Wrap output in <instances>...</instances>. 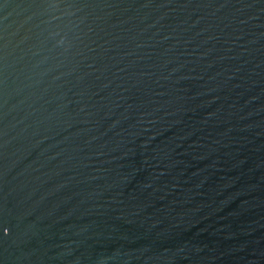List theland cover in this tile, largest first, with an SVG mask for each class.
<instances>
[{"label":"water","instance_id":"water-1","mask_svg":"<svg viewBox=\"0 0 264 264\" xmlns=\"http://www.w3.org/2000/svg\"><path fill=\"white\" fill-rule=\"evenodd\" d=\"M0 264H264V0H0Z\"/></svg>","mask_w":264,"mask_h":264}]
</instances>
